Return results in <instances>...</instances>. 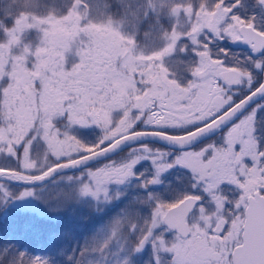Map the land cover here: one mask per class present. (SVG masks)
<instances>
[{
	"label": "snow or ice",
	"instance_id": "6c2138e0",
	"mask_svg": "<svg viewBox=\"0 0 264 264\" xmlns=\"http://www.w3.org/2000/svg\"><path fill=\"white\" fill-rule=\"evenodd\" d=\"M0 211V264H264V0H0Z\"/></svg>",
	"mask_w": 264,
	"mask_h": 264
},
{
	"label": "trees",
	"instance_id": "16d2710c",
	"mask_svg": "<svg viewBox=\"0 0 264 264\" xmlns=\"http://www.w3.org/2000/svg\"><path fill=\"white\" fill-rule=\"evenodd\" d=\"M31 217H26L25 219H30ZM63 227V225H61ZM16 232L23 231V222L20 218L16 216H8L7 218L3 217V212L0 211V233L3 232ZM49 237V231L44 228H37L36 230L30 231L24 238V243L29 247L36 248L44 247L47 245L46 239Z\"/></svg>",
	"mask_w": 264,
	"mask_h": 264
},
{
	"label": "rangeland",
	"instance_id": "374dc122",
	"mask_svg": "<svg viewBox=\"0 0 264 264\" xmlns=\"http://www.w3.org/2000/svg\"><path fill=\"white\" fill-rule=\"evenodd\" d=\"M237 51H239V49H237ZM61 214L67 216L66 213H61ZM74 219L82 221L84 224H86L88 226H91V225L96 224L98 222V218L91 212V209L88 207H85L83 209H78ZM61 228H63V227H61ZM46 241H47V245H45L44 247L37 246L34 249H36V251L39 252L42 248L47 247L52 242L50 240V236L48 237V239H46ZM57 242L62 243V244L65 243V241H63V240H59ZM67 242L68 243L73 242L71 236H69Z\"/></svg>",
	"mask_w": 264,
	"mask_h": 264
}]
</instances>
